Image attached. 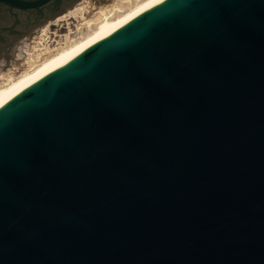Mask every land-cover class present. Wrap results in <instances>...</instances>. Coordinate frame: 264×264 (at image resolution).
I'll list each match as a JSON object with an SVG mask.
<instances>
[{
	"label": "water",
	"instance_id": "water-1",
	"mask_svg": "<svg viewBox=\"0 0 264 264\" xmlns=\"http://www.w3.org/2000/svg\"><path fill=\"white\" fill-rule=\"evenodd\" d=\"M78 0H0V66ZM0 264H264V0H165L0 105Z\"/></svg>",
	"mask_w": 264,
	"mask_h": 264
},
{
	"label": "rangeland",
	"instance_id": "rangeland-1",
	"mask_svg": "<svg viewBox=\"0 0 264 264\" xmlns=\"http://www.w3.org/2000/svg\"><path fill=\"white\" fill-rule=\"evenodd\" d=\"M137 1L78 0L57 17L48 19L36 33L18 40L14 57L0 66V84L19 76L74 39L88 33L103 19L104 14L115 15L118 10H125Z\"/></svg>",
	"mask_w": 264,
	"mask_h": 264
},
{
	"label": "bare ground",
	"instance_id": "bare-ground-1",
	"mask_svg": "<svg viewBox=\"0 0 264 264\" xmlns=\"http://www.w3.org/2000/svg\"><path fill=\"white\" fill-rule=\"evenodd\" d=\"M163 1L165 0H138L134 5L125 10H118V13L115 15L107 16L104 14L103 19L96 23L88 33L74 39L71 43L52 53L30 69L22 72L19 76L11 77L6 82L0 84V105L31 82L79 55L90 46L105 39L145 11Z\"/></svg>",
	"mask_w": 264,
	"mask_h": 264
},
{
	"label": "flooded vegetation",
	"instance_id": "flooded-vegetation-1",
	"mask_svg": "<svg viewBox=\"0 0 264 264\" xmlns=\"http://www.w3.org/2000/svg\"><path fill=\"white\" fill-rule=\"evenodd\" d=\"M65 11V10H64ZM60 13H63V11L62 12H60ZM60 13H58V14H56V15H54L53 17H57V15H59ZM52 18V17H51ZM50 19V18H49ZM22 38V37H21ZM20 39V38H19ZM18 39V40H19Z\"/></svg>",
	"mask_w": 264,
	"mask_h": 264
}]
</instances>
